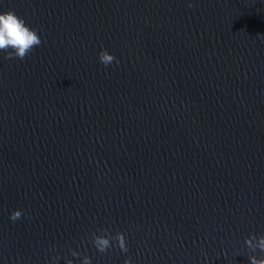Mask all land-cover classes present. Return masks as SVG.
Segmentation results:
<instances>
[{
  "label": "water",
  "instance_id": "water-1",
  "mask_svg": "<svg viewBox=\"0 0 264 264\" xmlns=\"http://www.w3.org/2000/svg\"><path fill=\"white\" fill-rule=\"evenodd\" d=\"M8 9L42 43L24 60L0 53V264H81L70 248L91 264L264 255L244 244L264 231V0ZM105 228L126 253L96 251Z\"/></svg>",
  "mask_w": 264,
  "mask_h": 264
},
{
  "label": "clouds",
  "instance_id": "clouds-1",
  "mask_svg": "<svg viewBox=\"0 0 264 264\" xmlns=\"http://www.w3.org/2000/svg\"><path fill=\"white\" fill-rule=\"evenodd\" d=\"M188 7H192V4L189 3ZM41 43L37 30L29 26L23 17L12 9L0 11V53H4V59L24 60ZM98 59L106 67L116 61V57L103 48L98 52ZM22 214V210L14 209L9 214V219L16 221L22 217ZM90 237L92 246L100 253L107 252L113 246L119 248L121 252L128 251L127 238L122 231L112 234L106 228L98 229L97 232L91 233ZM244 244L253 253L257 250L264 253V231L259 235L250 233L244 238ZM69 252L72 257L80 258L81 264H91L88 255H82L81 252L71 248ZM55 259L56 257L53 258ZM248 260L250 264H264V255L257 258L250 254ZM65 264H73V260L65 258ZM123 264H132V262L125 258Z\"/></svg>",
  "mask_w": 264,
  "mask_h": 264
}]
</instances>
